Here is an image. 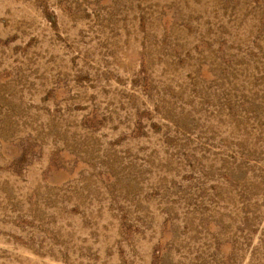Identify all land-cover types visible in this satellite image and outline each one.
Returning <instances> with one entry per match:
<instances>
[{"label":"rangeland","instance_id":"374dc122","mask_svg":"<svg viewBox=\"0 0 264 264\" xmlns=\"http://www.w3.org/2000/svg\"><path fill=\"white\" fill-rule=\"evenodd\" d=\"M0 264H264V0H0Z\"/></svg>","mask_w":264,"mask_h":264}]
</instances>
